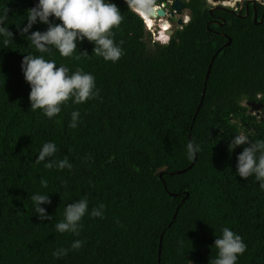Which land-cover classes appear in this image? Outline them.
<instances>
[{
    "label": "trees",
    "instance_id": "obj_1",
    "mask_svg": "<svg viewBox=\"0 0 264 264\" xmlns=\"http://www.w3.org/2000/svg\"><path fill=\"white\" fill-rule=\"evenodd\" d=\"M110 2L124 17L113 29L123 56L105 62L86 39L70 57L45 53L57 66L93 74L100 93L84 104L69 101L49 119L30 110L21 70L24 55H41L21 35L38 0H0L13 33L7 46L0 38V264H210L224 227L247 245L238 264H264V190L254 177L236 175L243 146L228 151L242 129L253 141L264 139V115L247 106L264 104V0L249 11L239 4L237 12L189 0L192 19L168 43L147 40L132 0ZM220 5L231 8L236 0ZM73 111L81 113L76 128ZM189 140L201 147L192 169ZM46 142L56 144L55 159L67 158L71 170L35 162ZM36 193L50 195L51 205L42 207L51 221L36 216ZM81 198L89 213L103 205L102 217L86 215L79 235L57 232L64 208ZM77 239L81 249L53 256Z\"/></svg>",
    "mask_w": 264,
    "mask_h": 264
},
{
    "label": "clouds",
    "instance_id": "obj_2",
    "mask_svg": "<svg viewBox=\"0 0 264 264\" xmlns=\"http://www.w3.org/2000/svg\"><path fill=\"white\" fill-rule=\"evenodd\" d=\"M132 3L138 8L135 10L143 19L147 32L151 36H155L156 39L151 38L153 43H168L176 30L175 19L181 16L172 17L173 22L167 16L156 19L158 21L164 19L169 23L167 29L169 38L166 41H160L161 25L158 23L156 27L155 25L149 26L140 11L150 13L154 7L158 9L164 7L155 6V0H132ZM207 3L210 5L209 1ZM220 4L216 8L235 10V8ZM237 8L239 7L237 6ZM188 18V22H184L183 25L190 23V16ZM123 19L120 9L110 0H38V3L27 11V22L21 29V35L41 53V55H24L21 62L22 73L26 83L30 86V110H41L45 117L52 119L59 116L63 106H66L69 101L80 105L99 97L100 93L93 74L85 72L83 69L72 72L64 65L57 66L55 60L46 59L44 54H51L55 50L62 57H70L77 51L78 43H82L86 39L94 44L93 53L96 56L102 57L105 62L116 63L124 53L122 47L114 39L113 29L118 28ZM8 22V9H6L0 13V38L5 46L13 41V33L9 30ZM37 24L46 25L47 30L32 31ZM82 55L89 56L87 53ZM80 117L79 111H73L70 127H78ZM250 135L242 129L239 134L232 136L228 151L232 153L243 146L242 153L237 157L236 175L245 180L254 177L259 187L264 190V139L253 141ZM200 151V145L196 144L194 140H189L187 144L189 157L195 158ZM57 152L58 148L54 142H46L42 145L35 162L47 161L44 166L49 170L54 168L71 170L73 165L67 158L55 159ZM41 184L43 187H47L45 181L41 180ZM64 186L67 187V184L65 183ZM31 201L37 213L36 216L42 222L53 219L47 213V209L42 207L51 205L50 195L36 193L31 196ZM103 207L101 205L98 208H93L89 213L87 198L70 203L64 208V218L55 225V229L61 234L79 235L82 219L89 214L94 218L102 217ZM180 243L182 246V242ZM83 245L84 241L77 239L72 242L70 249L59 248L53 253V256L56 259H61L68 255L70 250H79ZM214 248L218 249V253L217 257L210 261V264H238L239 257L247 251V245L243 238L228 227L222 229V234L215 240Z\"/></svg>",
    "mask_w": 264,
    "mask_h": 264
},
{
    "label": "water",
    "instance_id": "obj_3",
    "mask_svg": "<svg viewBox=\"0 0 264 264\" xmlns=\"http://www.w3.org/2000/svg\"><path fill=\"white\" fill-rule=\"evenodd\" d=\"M216 3H221V2H226V1H234V0H214ZM246 0H236V4L240 3V2H244ZM186 0H175L172 4H171V8L173 10V13H172V17H175V16H181L183 15L184 13V10L186 9ZM249 2L253 3L254 1L253 0H250ZM255 3V2H254ZM165 7H167V4L164 5ZM164 7V8H165ZM164 8H156L154 7L150 13H147L151 19H157V18H165L167 16V13H166V10ZM258 22V15L255 14V23ZM183 23L182 20L179 21V24L181 25ZM232 43V41L230 40L229 43L224 47H228L230 46ZM223 48V49H224ZM222 50V49H221ZM221 50L218 52V54L221 52ZM217 58V55L214 57L213 61H212V65L210 66L209 68V72H208V75H207V82L210 78V75H211V72H212V66H213V62L215 61V59ZM248 107L251 108V110L253 112H257L258 114H261V112L264 110V104L263 103H256V102H253V103H250V104H247ZM200 110V108H199ZM198 110V112H199ZM198 114V113H197ZM197 117V116H196ZM197 160H198V157L196 156L195 158V161H194V164L189 168V169H192V167L197 163ZM187 169V170H189ZM187 170L185 171H181L180 173H185L187 172ZM175 196V195H173ZM178 214V212H177ZM177 214H176V217H177ZM175 217V218H176ZM163 241V236H162V239H161V242ZM162 244V243H161Z\"/></svg>",
    "mask_w": 264,
    "mask_h": 264
},
{
    "label": "flooded vegetation",
    "instance_id": "obj_4",
    "mask_svg": "<svg viewBox=\"0 0 264 264\" xmlns=\"http://www.w3.org/2000/svg\"><path fill=\"white\" fill-rule=\"evenodd\" d=\"M250 0H246V1H244V2H241V3H239L240 5H241V7L239 6V4L237 5L238 7H240V11L241 10H243V7H244V5H246L247 6V8H248V11H249V9H250V5H252L254 8H255V3H256V0H253L254 2L253 3H251V2H249ZM165 4H167V7H165L164 5ZM210 6V5H209ZM162 7H165L164 9L166 10V13H167V17H170V19L172 20V22H173V18H172V13H173V10H172V8H171V3H170V0L167 2V3H164L163 5H162ZM210 8H211V10H214L211 6H210ZM256 9V8H255ZM233 11H235V10H233ZM188 12V13H187ZM236 12V11H235ZM256 14H257V12H256ZM258 15V14H257ZM187 16H190V18H191V13H190V11H188L187 9H185L184 10V13H183V15H181V17H178V19L176 20V23H178L179 24V21L180 20H182L183 21V23L186 21V17ZM192 19V18H191ZM175 23V24H176ZM183 23L180 25L179 24V26L181 27L182 25H183ZM261 99V98H260ZM259 115H261V114H259ZM258 115V116H259Z\"/></svg>",
    "mask_w": 264,
    "mask_h": 264
},
{
    "label": "bare ground",
    "instance_id": "obj_5",
    "mask_svg": "<svg viewBox=\"0 0 264 264\" xmlns=\"http://www.w3.org/2000/svg\"><path fill=\"white\" fill-rule=\"evenodd\" d=\"M231 8H237V6L235 5L234 7H231ZM141 13H142V15L145 17V19H146V21L148 20V19H150V21L151 22H149V21H147L148 23H149V26H151V27H153L154 25H155V27L156 26H158L157 24L159 23L160 25H161V28H162V32H163V34H167V32H168V28H169V23L167 22V21H165L164 19H162V20H160V21H158V20H151V17L147 14V13H144V12H142L141 11ZM148 17V18H147ZM154 23H153V22ZM152 23V24H151ZM151 24V25H150ZM161 32V33H162ZM169 38V37H168ZM167 38V39H168ZM166 38H165V40L164 41H166L167 40Z\"/></svg>",
    "mask_w": 264,
    "mask_h": 264
},
{
    "label": "rangeland",
    "instance_id": "obj_6",
    "mask_svg": "<svg viewBox=\"0 0 264 264\" xmlns=\"http://www.w3.org/2000/svg\"><path fill=\"white\" fill-rule=\"evenodd\" d=\"M208 1V0H207ZM211 1H213V0H211ZM214 2V1H213ZM226 2H229V1H226ZM215 3V2H214ZM236 9V8H235ZM188 13V12H187ZM148 18V17H147ZM152 20V19H151ZM175 20H177V19H175ZM147 21H149V22H151L150 21V19H148ZM153 22V21H152ZM154 23V22H153ZM152 24V23H151ZM150 24V25H151ZM175 28V27H174ZM179 29L180 28V26H178V23H176V29ZM156 29V28H155ZM161 35V37H160V41H164L165 40V38L167 39L169 36L167 35V34H163V32L160 34ZM151 38H153V39H156L155 38V36H151V34L149 33L148 35H147V40H150ZM253 112V111H252ZM254 114H256L257 116L259 115L257 112H253ZM262 115H264V111L263 112H261V115H259V116H262Z\"/></svg>",
    "mask_w": 264,
    "mask_h": 264
},
{
    "label": "built area",
    "instance_id": "obj_7",
    "mask_svg": "<svg viewBox=\"0 0 264 264\" xmlns=\"http://www.w3.org/2000/svg\"><path fill=\"white\" fill-rule=\"evenodd\" d=\"M175 0H170V3L172 4L173 2H174ZM186 1H189V0H186ZM209 2H210V5H211V7L213 8V9H215L218 5H214V4H212L211 3V0H208ZM222 3V2H221ZM216 4H219V3H216ZM239 10V8H236L235 9V11L237 12ZM188 20H189V18H188V16L186 17V23L188 22Z\"/></svg>",
    "mask_w": 264,
    "mask_h": 264
}]
</instances>
